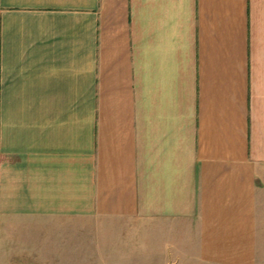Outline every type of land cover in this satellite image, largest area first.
Returning <instances> with one entry per match:
<instances>
[{
	"label": "crops",
	"instance_id": "0c3cea01",
	"mask_svg": "<svg viewBox=\"0 0 264 264\" xmlns=\"http://www.w3.org/2000/svg\"><path fill=\"white\" fill-rule=\"evenodd\" d=\"M38 229L256 264L264 0H0V236Z\"/></svg>",
	"mask_w": 264,
	"mask_h": 264
},
{
	"label": "rangeland",
	"instance_id": "374dc122",
	"mask_svg": "<svg viewBox=\"0 0 264 264\" xmlns=\"http://www.w3.org/2000/svg\"><path fill=\"white\" fill-rule=\"evenodd\" d=\"M259 232L256 264H264V229ZM106 245L104 242L102 248L106 249ZM66 254L62 252L60 237L51 229L42 232L39 229L17 231L11 236H0V264H105L104 253H97L90 247L89 236L84 231L75 252L76 261L72 262V253L64 258ZM148 259L145 257V260Z\"/></svg>",
	"mask_w": 264,
	"mask_h": 264
}]
</instances>
